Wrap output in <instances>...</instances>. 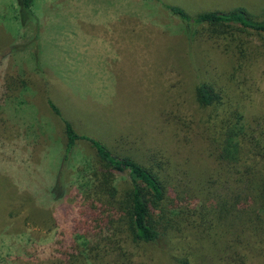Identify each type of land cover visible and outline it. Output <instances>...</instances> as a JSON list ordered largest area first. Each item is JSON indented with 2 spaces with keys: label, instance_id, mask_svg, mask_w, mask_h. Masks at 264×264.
<instances>
[{
  "label": "rangeland",
  "instance_id": "obj_1",
  "mask_svg": "<svg viewBox=\"0 0 264 264\" xmlns=\"http://www.w3.org/2000/svg\"><path fill=\"white\" fill-rule=\"evenodd\" d=\"M163 2L191 15L242 7L264 20V0ZM33 9L39 50L33 25H19L17 1L0 0V57L10 54L0 61V264H55L75 238L77 175L92 153L79 145L64 196L50 197L65 140L46 105L44 72L56 101L87 133L114 150L158 155L198 176L212 160L209 112L193 97L196 75L221 88L226 104L239 105L248 121L264 115V34L218 38L200 28L188 46L176 16L141 0H36ZM23 76L30 88L3 94L7 82ZM178 237L172 254L194 264L192 231ZM134 252L130 264H176L157 247ZM104 262L120 264L115 255ZM247 264L263 262L250 257Z\"/></svg>",
  "mask_w": 264,
  "mask_h": 264
},
{
  "label": "trees",
  "instance_id": "obj_2",
  "mask_svg": "<svg viewBox=\"0 0 264 264\" xmlns=\"http://www.w3.org/2000/svg\"><path fill=\"white\" fill-rule=\"evenodd\" d=\"M16 1L19 25H33L39 50L36 0ZM141 1L158 3L176 16L188 46L200 28L218 38L245 31L264 34V20L242 7L191 15L163 0ZM9 56L4 53L0 61ZM33 59L36 71L43 73L37 53ZM48 77L44 72L46 105L61 123L65 140L50 197L64 196L66 174L79 145L86 144L92 153L77 175L80 203L74 241L60 251L55 264H104L108 255L130 264L134 249L141 247H157L170 261L191 264L188 258L172 254L173 242L186 231H192L194 264H247L250 257L264 264V115L248 121L239 105L226 104L221 88L196 75L193 97L199 108L209 112L205 132L212 160L211 167L198 176L158 155L144 159L132 150H114L90 135L56 101ZM30 86L24 76L18 82L12 78L3 86V94L22 93Z\"/></svg>",
  "mask_w": 264,
  "mask_h": 264
}]
</instances>
